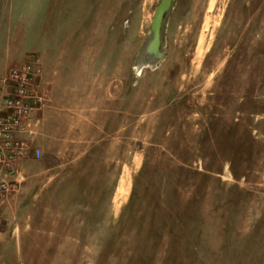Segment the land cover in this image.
Segmentation results:
<instances>
[{"label":"rangeland","instance_id":"1","mask_svg":"<svg viewBox=\"0 0 264 264\" xmlns=\"http://www.w3.org/2000/svg\"><path fill=\"white\" fill-rule=\"evenodd\" d=\"M160 1L0 0V113L35 61L40 153L0 264H264V0H172L155 61Z\"/></svg>","mask_w":264,"mask_h":264},{"label":"built area","instance_id":"2","mask_svg":"<svg viewBox=\"0 0 264 264\" xmlns=\"http://www.w3.org/2000/svg\"><path fill=\"white\" fill-rule=\"evenodd\" d=\"M33 64L13 70L8 78L12 92L1 95L3 99L0 113V201L16 185L21 175L20 163L31 156H40L38 151L33 150L29 143L22 140L24 136L29 135L28 116L38 102L33 88V78L36 77Z\"/></svg>","mask_w":264,"mask_h":264},{"label":"water","instance_id":"3","mask_svg":"<svg viewBox=\"0 0 264 264\" xmlns=\"http://www.w3.org/2000/svg\"><path fill=\"white\" fill-rule=\"evenodd\" d=\"M171 2L172 0H161L155 9L151 21V38L146 46V53H148L155 61H159L162 59L161 34L166 14L171 7Z\"/></svg>","mask_w":264,"mask_h":264},{"label":"bare ground","instance_id":"4","mask_svg":"<svg viewBox=\"0 0 264 264\" xmlns=\"http://www.w3.org/2000/svg\"><path fill=\"white\" fill-rule=\"evenodd\" d=\"M200 54H198V57L197 58H200V56H199ZM199 60V59H198Z\"/></svg>","mask_w":264,"mask_h":264},{"label":"crops","instance_id":"5","mask_svg":"<svg viewBox=\"0 0 264 264\" xmlns=\"http://www.w3.org/2000/svg\"><path fill=\"white\" fill-rule=\"evenodd\" d=\"M32 157V156H31Z\"/></svg>","mask_w":264,"mask_h":264}]
</instances>
